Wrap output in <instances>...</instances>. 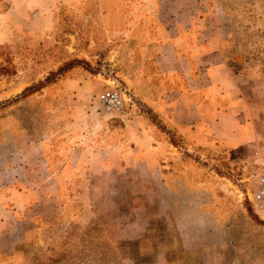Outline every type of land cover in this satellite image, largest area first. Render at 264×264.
Wrapping results in <instances>:
<instances>
[{"label": "rangeland", "instance_id": "rangeland-1", "mask_svg": "<svg viewBox=\"0 0 264 264\" xmlns=\"http://www.w3.org/2000/svg\"><path fill=\"white\" fill-rule=\"evenodd\" d=\"M48 6L46 29L22 26L0 38V188L32 191L34 214L31 233L0 264H264V212L247 194L253 150L264 143L185 145L167 160L152 147L164 137L148 129L142 110L165 82L193 73L175 42L192 43L197 33L220 46L247 100L264 104V0ZM57 70L54 82L25 90ZM109 88L131 96L137 116L109 117L97 101ZM183 165L193 177L184 182ZM195 173L212 178L208 188Z\"/></svg>", "mask_w": 264, "mask_h": 264}, {"label": "crops", "instance_id": "crops-1", "mask_svg": "<svg viewBox=\"0 0 264 264\" xmlns=\"http://www.w3.org/2000/svg\"><path fill=\"white\" fill-rule=\"evenodd\" d=\"M54 1L0 0V38L11 36L22 26L41 31L46 29L53 21L48 5ZM32 12L33 19L30 18ZM186 39L189 38L178 37L175 45L185 52V73L188 69L193 73L186 75L184 82H165L158 99H148L149 106L183 137L185 145L191 149L234 150L255 140L264 143V128L261 129L264 104L261 101L259 105L251 104L239 90L237 82L228 77L220 46L207 44L209 42L203 40V33H197L192 43L186 44ZM164 44L157 48L166 58ZM173 54L177 66H180V59L176 58L175 52ZM175 67L172 63L169 69ZM143 120L150 131L155 130L144 117ZM153 139L155 152L167 160L171 159L172 149L177 148L165 139ZM190 167L182 166L179 180L184 182L193 178L189 174ZM168 174L164 175L165 181ZM195 175L197 183L203 184L202 189L208 188L212 178L203 176V179H198L199 174ZM31 193L10 186L0 192V254L11 253L31 233L34 214L27 204Z\"/></svg>", "mask_w": 264, "mask_h": 264}, {"label": "built area", "instance_id": "built-area-1", "mask_svg": "<svg viewBox=\"0 0 264 264\" xmlns=\"http://www.w3.org/2000/svg\"><path fill=\"white\" fill-rule=\"evenodd\" d=\"M97 101L109 117L119 118L120 120H130L134 114L128 109L127 102L136 106L131 96L120 89L109 88L103 89L97 94ZM252 163L255 168L250 180V187L247 190L248 200L256 212H264V147L258 146L253 150Z\"/></svg>", "mask_w": 264, "mask_h": 264}, {"label": "trees", "instance_id": "trees-1", "mask_svg": "<svg viewBox=\"0 0 264 264\" xmlns=\"http://www.w3.org/2000/svg\"><path fill=\"white\" fill-rule=\"evenodd\" d=\"M2 48L3 47L0 45V50H3ZM0 72L1 73L5 72V67L3 65L0 66ZM57 75H61V72L58 70L56 72L50 73L45 78V82H37L35 84L30 85L25 90L27 92L29 90H30V92L38 90L42 86L47 85L51 82H54L58 78ZM142 110L144 112V118L147 120L148 124L154 126L155 130L159 134L163 135V137H164L163 139H165L168 143L172 144L176 148H182L183 146H185V141H184L183 137L180 134H178L177 131L173 127L169 126L166 122H164L152 108L145 107ZM142 110H140V111H142ZM9 186H5L4 188H0V192L5 190V188H7ZM10 187L11 188H13V187L19 188L20 190L23 189V188H21L22 186H16V185L10 186ZM27 204L29 207L30 199L28 200V198H27ZM29 209H31V208L29 207Z\"/></svg>", "mask_w": 264, "mask_h": 264}]
</instances>
